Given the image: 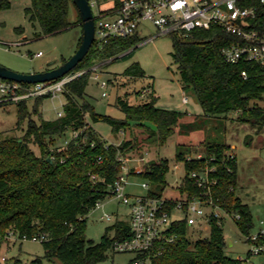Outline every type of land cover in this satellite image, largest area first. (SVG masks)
<instances>
[{
    "label": "trees",
    "instance_id": "16d2710c",
    "mask_svg": "<svg viewBox=\"0 0 264 264\" xmlns=\"http://www.w3.org/2000/svg\"><path fill=\"white\" fill-rule=\"evenodd\" d=\"M109 1L115 7L121 3V0H97L99 4ZM71 5H74L72 0H31L24 10L39 26L36 35L46 36L72 26ZM9 7V0H0V9ZM76 23L80 25L78 11ZM171 36V57L182 89L192 90L205 115L219 116L233 111L240 120L264 123V107L258 105L264 97L258 65L243 59L227 62L222 55V48L234 41L231 34L212 26L193 29L187 36ZM137 43L136 34L94 40L84 58L67 74L83 66L91 68L101 63V67ZM242 71L246 72V78L241 75ZM91 73L90 69L66 83L62 114L55 119H44L39 111L46 95L15 103V128L26 124L22 135L0 137V244L8 241L9 231L18 237L43 235L40 242L44 257H56L60 264H96L105 260L109 251L115 252L112 247L116 240L129 236L128 222L116 219L106 227L99 242L89 240L85 235L87 215L96 202L108 197L110 186L122 172L119 158L143 156L147 151L146 142L161 146L175 132L181 113L156 107V98L150 93L137 103L118 97L115 104L124 118L101 115L81 101ZM123 74L139 77L144 72L138 63H132ZM30 101L33 102L31 110L27 106ZM90 121L106 122L115 137L121 133L123 138L117 144L107 142ZM68 129L77 134L65 144L54 146ZM200 145L204 155L199 158L190 156L191 145L176 146L175 159L183 163L185 174L176 187L177 196L168 198L169 209L184 200L185 210L187 202L198 197L206 205L218 206L221 216H209V235L194 241L188 237L190 225L185 218L173 221L167 232L173 240L156 243L149 253V264H244L239 258L225 255L222 231L223 216H232L237 229L251 243V213L235 194V156L226 153L228 146L222 141L210 139ZM168 170L167 159L156 158L147 161L142 171L130 168L127 173L147 181L148 196L162 197L168 186ZM204 171L208 172L210 181H215L210 183L209 191L190 177L192 172ZM257 242L264 243V237ZM147 254H136L129 264Z\"/></svg>",
    "mask_w": 264,
    "mask_h": 264
},
{
    "label": "rangeland",
    "instance_id": "374dc122",
    "mask_svg": "<svg viewBox=\"0 0 264 264\" xmlns=\"http://www.w3.org/2000/svg\"><path fill=\"white\" fill-rule=\"evenodd\" d=\"M10 7L0 9V64L19 72H38L59 65L68 59L77 49L81 37V26L76 23L77 10L70 6L69 20L72 26L52 35L37 36L39 26L31 21L25 13V7L31 0H9ZM110 2V1H109ZM105 4V3H104ZM103 4V5H104ZM96 13V9H93ZM155 31L154 26L146 22L137 32L138 43L128 51L120 54L115 60L102 65L94 78L92 73L88 79L81 101L87 102L95 112L115 118H124V113L116 106L118 97L126 98L130 103H137L152 93L155 106L162 109L175 110L181 118L175 132L161 146L151 142L144 143L147 151L141 157L128 159L130 168L143 167L147 161L165 158L169 170L166 174L167 188L163 192L166 198L176 197V187L185 174L183 163L175 159L177 144L191 145L190 156L204 155L200 143L214 139L228 146L227 154L235 155L237 169V185L235 194L247 204L252 227L249 235L256 234L264 228V123H252L238 119L237 112H228L219 116H208L203 113L191 89H182L177 68L172 61V36H157L148 41L147 38ZM21 41L19 44L16 42ZM40 52V56H34ZM53 62V63H51ZM132 63H138L144 74L142 76H126L123 71ZM90 67H81L73 73H84ZM104 82L106 85L101 86ZM105 93V94H103ZM183 95L187 102H183ZM65 101L63 94L45 98L39 111L44 119L52 120L62 114ZM32 101L27 103L31 110ZM264 107V97L258 101ZM37 120V117H33ZM17 107L15 103L0 105V137L4 135H22L21 128H15ZM92 127L109 143L119 142L123 135L112 132L109 124L103 121L91 122ZM74 135L70 129L57 138L54 146L65 144ZM35 148V146L30 145ZM182 148H184L182 146ZM36 149V148H35ZM176 168L174 169V165ZM127 178L125 193L143 195L148 187L141 185L147 181L135 174L122 170ZM208 211V209H207ZM127 207L115 196L101 201V205L93 208L86 219L85 235L89 240L99 242L106 227L116 219L128 222ZM110 214L111 219L103 217ZM176 211L174 217H181ZM222 231L225 239L224 253L232 258H240L244 264H264V251L249 254L251 243L241 233L232 216H223ZM262 221V223H260ZM210 226L206 221L198 222L189 227L188 237L194 241L207 237ZM112 235V231L108 232ZM0 244V264H60L56 257H44V250L39 240L29 238H10ZM135 254L131 252H108V257L96 264H129ZM2 257L5 260H2ZM139 264H149L141 262Z\"/></svg>",
    "mask_w": 264,
    "mask_h": 264
},
{
    "label": "built area",
    "instance_id": "2783aa9c",
    "mask_svg": "<svg viewBox=\"0 0 264 264\" xmlns=\"http://www.w3.org/2000/svg\"><path fill=\"white\" fill-rule=\"evenodd\" d=\"M94 15V40L103 41L109 37H126L135 35L140 26L146 22L151 23L155 31L147 38L153 40L157 36L178 34L187 36L193 29H209L218 26L234 37V41L222 48V55L227 62H237L240 59L258 65L264 84V0H121L115 7L110 1L108 5L99 4L97 0H88ZM21 41L16 42L19 44ZM40 52L34 56H40ZM101 63L91 67L94 78L99 77L97 72ZM81 73L66 74L58 79L30 84L19 83L0 78V105L17 103L20 100L46 95L50 98L63 94L66 83ZM241 75L246 78L245 71ZM106 83L102 82L104 87ZM105 94V93H103ZM183 102L187 98L183 95ZM74 135L77 131H73ZM72 135V136H74ZM233 156V154H230ZM201 157L200 155L197 158ZM121 169L128 171V159L120 157ZM177 167L176 164L173 166ZM140 172L143 167H134ZM190 177L195 178L198 186L209 191L210 181L208 172H192ZM92 178H96L94 175ZM127 178L123 172L119 173L113 185L110 186L109 196H115L127 207L129 236L123 240H116L112 249L115 252H131L136 254L148 253L143 259L134 260L131 264H139L150 260L149 253L154 245L162 240L171 242L173 236L167 232L171 223L177 220L174 213H182L187 224L192 226L198 222L206 221L209 216L220 217L218 206L206 205L205 202L193 197L183 208L184 200L177 201L170 209L168 198L152 197L147 194L125 193ZM142 186L149 187L142 182ZM212 202L210 201L209 204ZM101 205L96 202L95 207ZM94 207V208H95ZM208 209V211H207ZM238 216V215H236ZM104 218L111 219V215L104 213ZM262 223V221H260ZM10 238H29L41 241L44 236L18 237L9 231ZM264 237V228L253 235H249L251 249L249 254H258L264 251V243H258ZM240 259V258H239ZM4 261L5 258L2 257ZM242 260V259H241Z\"/></svg>",
    "mask_w": 264,
    "mask_h": 264
},
{
    "label": "water",
    "instance_id": "95a60500",
    "mask_svg": "<svg viewBox=\"0 0 264 264\" xmlns=\"http://www.w3.org/2000/svg\"><path fill=\"white\" fill-rule=\"evenodd\" d=\"M72 2L78 11L82 30L80 43L74 53L59 65L38 72H19L0 64V78L30 84L58 79L75 68L94 42V15L88 0Z\"/></svg>",
    "mask_w": 264,
    "mask_h": 264
},
{
    "label": "crops",
    "instance_id": "0c3cea01",
    "mask_svg": "<svg viewBox=\"0 0 264 264\" xmlns=\"http://www.w3.org/2000/svg\"><path fill=\"white\" fill-rule=\"evenodd\" d=\"M109 4V2H107V3H105L104 5H108ZM81 38V37H80ZM79 38V39H80ZM79 39H78V42H77V44L79 43ZM118 142H116V144H117ZM233 156H235L234 154H233Z\"/></svg>",
    "mask_w": 264,
    "mask_h": 264
}]
</instances>
